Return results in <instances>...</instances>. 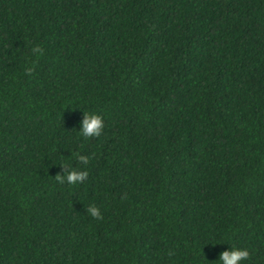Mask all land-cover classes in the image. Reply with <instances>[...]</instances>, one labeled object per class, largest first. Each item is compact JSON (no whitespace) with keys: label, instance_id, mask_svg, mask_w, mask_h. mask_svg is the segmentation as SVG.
<instances>
[{"label":"trees","instance_id":"16d2710c","mask_svg":"<svg viewBox=\"0 0 264 264\" xmlns=\"http://www.w3.org/2000/svg\"><path fill=\"white\" fill-rule=\"evenodd\" d=\"M230 246L264 264V0H0V264Z\"/></svg>","mask_w":264,"mask_h":264},{"label":"clouds","instance_id":"9594fccd","mask_svg":"<svg viewBox=\"0 0 264 264\" xmlns=\"http://www.w3.org/2000/svg\"><path fill=\"white\" fill-rule=\"evenodd\" d=\"M31 51L35 54H42V49L37 45L33 46ZM31 71V69H28ZM104 128V121L101 115L95 112L83 111L82 118L79 122L78 133L84 138L98 137ZM76 159L83 164L88 163V157L85 155H77ZM62 174L58 173L55 178L59 183H67L69 185H75L87 177L86 170H78L74 167H69L67 164L61 165ZM86 214L97 220L102 219V213L100 209L95 205H90L84 209ZM249 256V251L243 247L230 246L219 253L218 261L220 264H241Z\"/></svg>","mask_w":264,"mask_h":264}]
</instances>
